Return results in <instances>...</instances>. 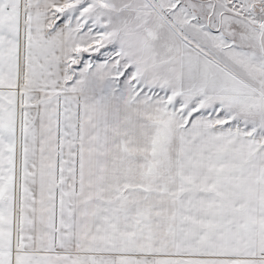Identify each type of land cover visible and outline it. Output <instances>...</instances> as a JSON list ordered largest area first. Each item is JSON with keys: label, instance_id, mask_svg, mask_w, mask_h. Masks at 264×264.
I'll return each instance as SVG.
<instances>
[{"label": "snow or ice", "instance_id": "1", "mask_svg": "<svg viewBox=\"0 0 264 264\" xmlns=\"http://www.w3.org/2000/svg\"><path fill=\"white\" fill-rule=\"evenodd\" d=\"M0 264H264V0H0Z\"/></svg>", "mask_w": 264, "mask_h": 264}]
</instances>
